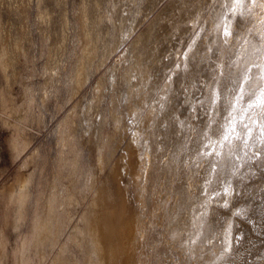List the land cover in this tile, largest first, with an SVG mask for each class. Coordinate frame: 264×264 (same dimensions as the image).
Listing matches in <instances>:
<instances>
[{"label": "rangeland", "instance_id": "1", "mask_svg": "<svg viewBox=\"0 0 264 264\" xmlns=\"http://www.w3.org/2000/svg\"><path fill=\"white\" fill-rule=\"evenodd\" d=\"M15 1L0 0V23L3 24H0V36L2 33L5 34L7 32L8 34L15 35V37L18 36V32H24L28 36L27 40H25L26 42H24L27 51L22 54L24 56H20L17 63V71L19 73L22 70L20 72L22 75L19 73V78L17 77L12 84L14 88L11 87V93L13 94L10 95L11 100L9 102H15L19 105L20 103L22 104V101L23 103L25 101V87L36 85L33 88H38L40 83L45 80V77L42 75V66H44V62L47 59L45 52L47 48L44 46L45 25H42L37 20L38 15L36 10L38 11L37 6L39 1ZM19 1L23 2L20 3ZM210 3L211 0H42L41 5L45 4L42 5L45 8L47 5V9L51 10L54 17L51 24V27H53L51 28L52 30H60L63 20H66L68 17V26L65 27V46L67 50H65L66 47L61 49L54 57V62L59 66H63L65 62L69 66L68 64L75 57L73 53L79 43L77 29L78 18L76 17L82 5L86 4L92 10V14L96 16L107 15L106 17L104 15L105 20L101 21L98 27L99 29L101 28L99 30V34H101L99 35L101 38L99 40L101 41H98L100 56L96 59V62L101 66L92 74L91 81L89 79L85 84L86 86L82 88V92L77 95L78 97L74 101L71 100L74 104L72 105L70 101L66 105V108H63L64 110L59 109L60 100L55 96V89L50 88L53 96L47 102L48 105L46 104L48 108L46 109L43 106V109L46 110L44 111L46 114L44 113L43 118L46 119L45 122L47 123L43 121V125H40L42 128L33 124L30 132L33 133L31 135L32 139H34L22 155H17L14 150L12 143L13 127L4 123L3 116L5 113L1 110L2 107L0 104V244L1 239L4 238L6 255L3 257V261L5 264H17L15 257L17 243L21 239V232H25L27 229V222L23 223L19 228L14 226L15 204L10 202L7 189L14 183L18 173L33 170L32 165L31 167H25L23 165L25 159L29 156L28 153H31L38 146L51 160L57 147L54 130L59 124L58 122L65 115V112L77 102H82L83 104L89 103V99H92V95L94 94V88L102 79L105 81V86L107 87H104L102 90L103 101L102 99L100 101V105L102 104L104 107L102 105L100 107L103 110L104 108L108 110L110 103H117L119 112L124 117V122L128 127L130 126L124 131V134L126 133L128 137L125 135L123 143L121 144L122 147H119L117 154L119 152L121 153L126 141L130 139L129 135L131 136L135 129L141 126V116L143 117L144 113H146L144 110H149L151 107L156 109L151 125L147 127L148 133H146L147 135L145 134L146 137L143 136L141 139L143 149L150 142L152 173H154L153 176L155 178V185L150 184L148 188V207L144 212L147 218L145 220L146 232H148L146 236V250L149 254L148 264H264V171L257 170L255 164L251 172L248 173V176L251 178H245L242 181L238 178H233L232 195L217 196L208 206L207 215L201 218L204 223L200 238L195 245H192L194 250L193 259L189 260L186 255L187 249L181 247L182 242L189 238V234L195 233V229L192 226L193 216L194 214L199 216L204 211L199 205L206 199L202 193L206 165L202 164L198 169L192 166L193 150L197 147L196 130L203 127V122L206 120V117L203 115L200 105L196 100L197 97L202 95L199 91L200 85L197 84L196 87H192L191 85L196 83L197 80L207 82L211 75L213 65L210 62L198 63L195 69H192V66L189 65V72H177L172 77L171 83L167 85L165 83V77L170 69H174L178 52L185 50L181 42L183 41L184 44L187 43L188 37L192 32L193 20L197 15L200 16L202 21L207 19L208 12L206 11V6L210 5ZM15 8L19 9L17 10ZM98 10L99 12H97ZM13 24L18 25V28ZM27 25H31L32 27H28ZM21 26L23 30L19 31L22 29ZM210 27V24L205 25L206 30H210ZM13 30L15 33L11 32ZM201 35L202 37L204 36L203 33ZM15 37L13 36V38ZM53 39H55V36ZM213 39V36H207L206 39L202 38L199 43L203 48L204 45L209 44ZM51 41L50 39L47 43H51ZM111 47L115 48L110 50ZM106 53L109 59L105 56L104 58L106 60L102 62L101 60L104 59L103 54L106 55ZM43 55L45 56L43 57ZM124 55L125 58L121 57ZM28 58L29 62H27ZM56 60H59V62ZM37 61L38 67L34 63ZM19 63L22 64L20 65ZM23 65L24 67L26 66L25 69H23ZM136 66L141 67L144 71L146 70L147 76L144 74V78H142L141 74L139 72L137 73ZM125 74L126 76L129 74L131 77L128 78L127 76L126 78ZM0 79H2L1 76ZM31 79L33 82H31ZM36 81L40 83L38 84ZM29 83L30 85H28ZM60 83L57 82L56 85L60 86ZM182 84L184 87H181ZM0 85H3V83ZM166 87H170L171 92L168 94L166 101H160V103H165L166 105L165 111L161 112L157 101L160 96H164L163 89ZM185 88L188 89L187 92ZM35 92L36 97L39 94V98H37L40 100L41 92L39 90V93L37 91ZM61 92L63 94L65 89L63 88ZM158 92L159 95H157ZM57 95L61 94L58 93ZM140 96H144L145 100L147 99L144 103L149 108L144 106L142 112L129 114V108L127 109V107H129L131 102L137 103V99ZM186 98H190L192 103L196 104L195 112H192L189 104L185 103ZM106 102L109 104H106ZM0 103H2L1 99ZM39 109L38 107L36 108V114L41 112ZM90 112L92 113V111ZM87 113L84 117L89 120H86L87 122L85 120L80 122V131L83 128H87V125L92 123V119H97L95 120L96 125H99L101 118L96 115L92 117V115L90 116L91 113ZM134 116L135 119H133ZM175 117H179V120L185 121L186 124L190 125V128L182 131L179 123L174 119ZM130 119H133V123L131 124L129 123ZM162 123L167 124V128L162 127ZM186 140H188V150L184 151L182 145ZM90 150L91 147L89 144L84 145L82 158L86 161L91 159ZM157 168L158 170L156 171ZM241 171H245V169L242 168ZM155 194L159 197H156L158 201L163 204L165 201L162 210H154L152 206L153 196ZM225 201H227V207H224ZM84 206V203H76L70 206L74 217H77L82 212ZM151 207L153 210L150 209ZM241 208L245 209V212L241 216L237 217L232 214ZM197 223H200V220ZM229 225H231V247L225 251V231ZM65 237L66 234L62 236V239L64 240ZM55 251L56 248L50 253V257L53 256ZM71 251L80 258L78 264H86L83 260L84 252L80 248L74 246L71 248ZM37 257L35 258L37 259ZM47 263L48 261L45 264Z\"/></svg>", "mask_w": 264, "mask_h": 264}, {"label": "bare ground", "instance_id": "2", "mask_svg": "<svg viewBox=\"0 0 264 264\" xmlns=\"http://www.w3.org/2000/svg\"><path fill=\"white\" fill-rule=\"evenodd\" d=\"M37 1H39L38 11L36 10L37 20L42 25H45L44 46L47 48V51H45L47 59L44 62V66H42V75L45 80L42 83L39 82L40 86L38 88H33L36 85L25 87L26 98L24 103L22 101V104L20 103L19 105L15 102H9L11 100L10 95L13 94L11 93L12 84L22 71L18 73L17 63L20 56H24L22 54L27 51L24 42H26L25 40H27L28 36L24 32H18L17 37L8 34V32L2 33L0 36V76L2 78L0 79V84L3 83V85H0L3 87H0V99L2 102L0 104L1 110L5 113L3 116L4 123L13 127L12 143L17 155H22L31 145L34 139H32L33 133L30 132L33 124L42 128L40 125L46 120L43 118L44 111H46L43 106L46 107V104L48 105L47 102L53 96L50 88L55 89V96L60 100L59 109L64 110L71 100L74 101L78 97L77 95L82 92V88L86 86L85 84L89 81L92 74L101 66L96 62V59L100 56L98 41H101L99 40L101 39L99 36L101 35L99 34L101 28L99 29L98 27L107 15L104 14L105 17L104 15L96 16L92 14V10L86 4L82 5L77 17L75 16L78 18L77 29L79 36L78 47L73 53L75 57L68 64L69 66L65 62L67 60L64 61L65 64L63 66H59L54 62V57L61 49L66 47L65 27L68 26V17L63 20L60 30H52L51 24L54 17L51 10L47 9V5L46 8L42 6L45 4L41 5L42 0ZM27 4L31 5L30 3ZM16 6L18 7V5ZM31 22L33 21L31 20ZM17 28L16 30H18ZM73 28L75 29V27ZM22 30L23 27L19 31ZM11 32H14V30ZM41 36L43 37V35ZM54 36L55 39H53ZM50 39L52 40L51 43H47ZM33 43L35 42L33 41ZM111 45L113 46V44ZM28 46L31 47L30 45ZM113 48L111 47L110 50H113ZM65 50H67V47ZM105 56L107 58L108 54H103V58ZM121 57L125 58V55ZM106 58L101 61L104 62ZM27 60L29 62V58ZM34 63L38 67V61ZM25 67L23 65V69ZM136 70L144 78L146 70L144 71L137 66ZM129 74H127L128 78L131 77ZM57 82H61L60 86L56 85ZM104 87L107 86H105V81L102 79L94 88L93 95V91H91L92 99H89V103H86L87 101L85 102L86 104L77 102L74 106H69L71 108L68 111L65 110V115L63 114L64 116L58 122L59 124L55 130L53 129L57 147L51 160L39 146H36V149L28 153L29 156L25 159L23 165L25 167H31L32 165L33 170L18 173L14 183L7 189L10 202L15 204L14 226L19 228L23 223L27 222V229L25 232H21V239L17 243L15 252L17 264H45L47 261V264H78L80 258L71 251L74 246L84 252L83 260L86 264H148L149 254L146 250L147 218L144 212L148 207V188L150 184L155 185V178L153 176L154 173H152L150 142L143 149L141 139L148 133L147 127L151 125L155 111H153L152 107L149 110L143 109L146 104L144 101L147 100H145L144 96H140L137 99V103L131 102L129 104V107H127V109L129 108V114H136L142 112V110L146 111V113H144L143 117L141 116V126L135 127L133 134L129 135L130 139L128 140L127 138L128 141L125 139L126 144L121 153L117 154L119 147H122L121 144L125 135L128 137L126 133L124 134V131L130 126L128 127L124 122V117L120 114L117 103H110L108 110L104 108L105 112L100 107L102 105H100V101L103 97L102 90ZM63 88L65 92L62 94L61 90ZM38 90L41 92L40 100L38 99L39 94H37L38 98L35 95V91L39 93ZM58 93L61 95H57ZM73 101H71L72 105L74 104ZM37 107L41 110L39 114H36ZM87 112L91 113L90 116L92 115V117L96 115L101 118L99 125H96L95 120L97 119H92V123L80 131V122L89 120L84 117ZM86 144L91 147V159L88 161L82 158L84 145ZM156 190L155 192H157ZM155 195L153 196L152 206L154 210H162L165 201L163 204L156 198L158 195ZM76 203H84L85 206L82 212L77 217H74L70 206ZM65 234L66 237L63 240L62 236ZM55 248L56 251L50 257V253ZM5 255L6 243L5 239L2 238L0 264H5L3 261ZM36 256H38L37 259L35 258Z\"/></svg>", "mask_w": 264, "mask_h": 264}, {"label": "snow or ice", "instance_id": "3", "mask_svg": "<svg viewBox=\"0 0 264 264\" xmlns=\"http://www.w3.org/2000/svg\"><path fill=\"white\" fill-rule=\"evenodd\" d=\"M206 11V20L202 21L199 15L193 20L187 43L181 42L185 50L178 52L174 69L165 77L167 85L177 72H189V65L192 69L198 63L213 65L207 82L197 80L191 85H200L202 95L196 100L206 117L203 127L196 130L197 147L192 156L195 168L206 165L202 186L206 199L199 205L204 211L193 216L195 233L189 234L181 244L187 249L189 260L193 259L192 245L197 243L203 228L201 218L207 215L214 198L232 195L233 178L241 181L251 178L248 173L254 164L257 170L264 171V0H211ZM209 24L210 30H206L205 25ZM207 36L214 39L202 48L199 42ZM163 90L164 96L157 101L161 112L166 105L160 101L167 100L171 88ZM185 103L192 112L196 111V104L190 98H186ZM133 119L129 120L130 124ZM174 119L182 131L190 128L179 117ZM161 126L167 128V124ZM187 144L188 140L182 145L184 151L188 150ZM242 168L245 171H241ZM227 206L225 201L224 207ZM244 212L241 208L232 214L239 217ZM230 236L231 225L225 231V251L231 247Z\"/></svg>", "mask_w": 264, "mask_h": 264}]
</instances>
